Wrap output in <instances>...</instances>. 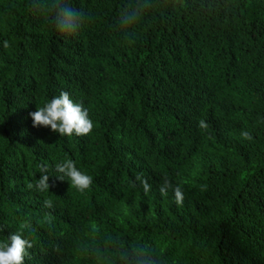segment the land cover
Here are the masks:
<instances>
[{"label": "trees", "instance_id": "1", "mask_svg": "<svg viewBox=\"0 0 264 264\" xmlns=\"http://www.w3.org/2000/svg\"><path fill=\"white\" fill-rule=\"evenodd\" d=\"M61 2L0 0V241L27 222L24 264H125L141 244L155 264H264V0H71L74 35L52 23ZM62 91L88 136L33 127ZM68 160L90 189L56 178Z\"/></svg>", "mask_w": 264, "mask_h": 264}, {"label": "clouds", "instance_id": "2", "mask_svg": "<svg viewBox=\"0 0 264 264\" xmlns=\"http://www.w3.org/2000/svg\"><path fill=\"white\" fill-rule=\"evenodd\" d=\"M31 7L38 15H46L51 4L49 0H31ZM136 14H125L122 16V22L125 27L130 26L131 22L135 20ZM56 30L67 35L76 34L85 24V13L71 3V0H62L56 6L55 18L52 21ZM3 47L8 49L10 47L9 41L3 42ZM33 127L35 128H50L53 132L59 133L60 136L71 137L88 136L92 133L94 125L89 118L87 109L79 103H74L70 95L66 91H62L58 97H54L50 102H47L44 107H38L36 111L29 113ZM199 127L206 129L208 127L204 120L199 121ZM241 135L248 140L252 137L249 132L243 131ZM56 178L60 181H70L71 188H75L80 192L90 189L93 179L90 175L80 171L76 164L68 160L66 162L56 165ZM49 170L46 166L41 165V178L35 184V189L39 192H47L50 189L49 184ZM140 185L145 194L150 191V184L142 176H137ZM33 185L29 184L31 189ZM172 189L177 204H182L184 200V193L180 186L173 187L171 181L164 179L160 191L166 195L167 191ZM45 207H53L51 200L45 201ZM30 227V224L25 222L21 225V231L10 234L9 237L0 241V264H24L27 250L33 247L31 240L23 238V229ZM115 255L119 260H123L125 264H155V259L150 248L144 244L134 247L131 253L127 250L121 252L117 250Z\"/></svg>", "mask_w": 264, "mask_h": 264}]
</instances>
